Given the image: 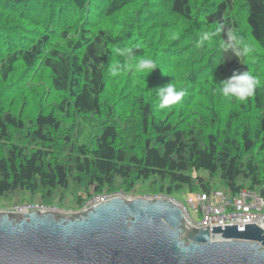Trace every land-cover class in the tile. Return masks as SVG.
<instances>
[{
    "label": "trees",
    "instance_id": "1",
    "mask_svg": "<svg viewBox=\"0 0 264 264\" xmlns=\"http://www.w3.org/2000/svg\"><path fill=\"white\" fill-rule=\"evenodd\" d=\"M220 24L250 56L196 47ZM125 46L158 66L124 70ZM246 70L262 81L246 103L214 91ZM171 82L186 94L161 110ZM139 185L264 194V0H0V205L80 209Z\"/></svg>",
    "mask_w": 264,
    "mask_h": 264
},
{
    "label": "water",
    "instance_id": "2",
    "mask_svg": "<svg viewBox=\"0 0 264 264\" xmlns=\"http://www.w3.org/2000/svg\"><path fill=\"white\" fill-rule=\"evenodd\" d=\"M0 264H264V229L189 226L171 198L143 196L72 215L0 211Z\"/></svg>",
    "mask_w": 264,
    "mask_h": 264
},
{
    "label": "built area",
    "instance_id": "3",
    "mask_svg": "<svg viewBox=\"0 0 264 264\" xmlns=\"http://www.w3.org/2000/svg\"><path fill=\"white\" fill-rule=\"evenodd\" d=\"M114 197H127L125 193L116 192L111 194H99L92 197L85 205L84 210L107 202ZM183 209L189 226L197 228H210L215 226L239 225L243 230L246 224L257 223L264 229V194L250 189H242L233 196L224 189H213L210 192L188 193L183 202L178 203ZM15 213L23 214L33 210L41 212L54 211L44 204H24L16 206ZM215 237V236H214ZM221 239V238H215Z\"/></svg>",
    "mask_w": 264,
    "mask_h": 264
},
{
    "label": "clouds",
    "instance_id": "4",
    "mask_svg": "<svg viewBox=\"0 0 264 264\" xmlns=\"http://www.w3.org/2000/svg\"><path fill=\"white\" fill-rule=\"evenodd\" d=\"M214 37H220L218 47L223 53L231 52L232 56L240 60L241 57H248L253 52V48L243 36L232 29L225 30L223 24L218 25L214 30L203 32L196 42V47H202L205 42L211 41ZM134 50V48L125 46L117 48L115 54L124 58L122 66L124 70H131L134 74L146 73L149 75L158 64L150 58L136 60ZM120 70L121 65L115 66L111 70V75H119ZM261 84L262 81L258 76L246 70L234 73L231 77L220 81L214 91L229 100L235 99L238 102L246 103ZM185 94L183 89L172 82L158 87L159 109L163 110L180 103Z\"/></svg>",
    "mask_w": 264,
    "mask_h": 264
},
{
    "label": "rangeland",
    "instance_id": "5",
    "mask_svg": "<svg viewBox=\"0 0 264 264\" xmlns=\"http://www.w3.org/2000/svg\"><path fill=\"white\" fill-rule=\"evenodd\" d=\"M29 98H30V96H28V99ZM114 99L115 100L119 99V96L118 97L115 96ZM31 102H32L33 105L36 104V101H34V100H32ZM17 104H19V103L17 102ZM216 187H221V186L218 184V185H216ZM140 188H141V185L137 186V189H135V191H132L131 193H128V194L126 193V196L127 197L143 196V197H149V198H153V199H157V198H167L166 195L147 194V193H144V192H140L139 191ZM188 193H189L188 191H182L180 193H176L175 194V198H171V199L173 201H175L176 203L183 202L185 200L186 195ZM107 194H111V193H107ZM83 207L80 208V209H67V210L66 209H60V208H52V209L54 211L59 212V213H62V214H64V213L67 214L68 213V214H71L72 215V214H75L76 212H82L84 210ZM0 211H9V212H14L15 213L17 211V209H16V206L11 207V206H2V205H0Z\"/></svg>",
    "mask_w": 264,
    "mask_h": 264
}]
</instances>
